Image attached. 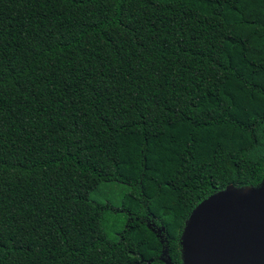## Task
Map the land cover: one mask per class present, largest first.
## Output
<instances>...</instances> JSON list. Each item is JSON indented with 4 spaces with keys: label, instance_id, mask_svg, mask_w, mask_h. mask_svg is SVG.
Returning <instances> with one entry per match:
<instances>
[{
    "label": "trees",
    "instance_id": "obj_1",
    "mask_svg": "<svg viewBox=\"0 0 264 264\" xmlns=\"http://www.w3.org/2000/svg\"><path fill=\"white\" fill-rule=\"evenodd\" d=\"M263 180L264 0H0V264H183Z\"/></svg>",
    "mask_w": 264,
    "mask_h": 264
},
{
    "label": "water",
    "instance_id": "obj_2",
    "mask_svg": "<svg viewBox=\"0 0 264 264\" xmlns=\"http://www.w3.org/2000/svg\"><path fill=\"white\" fill-rule=\"evenodd\" d=\"M179 246L183 264H264V180L202 201L186 219Z\"/></svg>",
    "mask_w": 264,
    "mask_h": 264
},
{
    "label": "rangeland",
    "instance_id": "obj_3",
    "mask_svg": "<svg viewBox=\"0 0 264 264\" xmlns=\"http://www.w3.org/2000/svg\"><path fill=\"white\" fill-rule=\"evenodd\" d=\"M127 191V186L122 184H105L100 186L94 194H91L90 198L97 203L110 204L113 208H120ZM108 216L106 225L112 233H118L125 227L127 218L124 213H111Z\"/></svg>",
    "mask_w": 264,
    "mask_h": 264
}]
</instances>
